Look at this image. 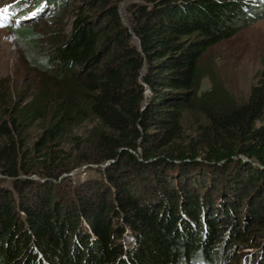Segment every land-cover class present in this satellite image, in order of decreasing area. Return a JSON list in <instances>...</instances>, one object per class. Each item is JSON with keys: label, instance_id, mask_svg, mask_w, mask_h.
Wrapping results in <instances>:
<instances>
[{"label": "trees", "instance_id": "16d2710c", "mask_svg": "<svg viewBox=\"0 0 264 264\" xmlns=\"http://www.w3.org/2000/svg\"><path fill=\"white\" fill-rule=\"evenodd\" d=\"M263 12L80 3L70 32L30 55L31 85L0 82V175L14 189H0V264H245L243 249L264 264V73L239 101L206 63ZM85 164L102 176L56 195Z\"/></svg>", "mask_w": 264, "mask_h": 264}, {"label": "rangeland", "instance_id": "374dc122", "mask_svg": "<svg viewBox=\"0 0 264 264\" xmlns=\"http://www.w3.org/2000/svg\"><path fill=\"white\" fill-rule=\"evenodd\" d=\"M56 1L58 6L49 10L46 0H0V82L8 85L12 91L32 84L35 77L30 72V55L45 52L52 40L49 39L52 32L69 33L73 11L87 0ZM23 3L24 7L28 5L26 9ZM38 5L41 9L34 8ZM125 7V3L121 4L120 10L124 22L128 23ZM12 27L17 30L12 31ZM25 33L29 36H24ZM206 63L212 66L226 89L237 100L247 99L251 88L264 73V12L257 16L255 22L242 28L236 37L213 48L206 56ZM210 89V81L204 80L201 92ZM146 96L150 99L149 89ZM83 130L80 129V133ZM100 169L103 167L85 164L63 175V179L54 188L56 195L64 194L67 186L98 179L102 176ZM32 177L38 181L43 180L37 175ZM3 188L14 193L13 181L0 175V189ZM249 252L254 253L255 250L243 249L239 252L245 264H248L249 257L246 256H249Z\"/></svg>", "mask_w": 264, "mask_h": 264}]
</instances>
